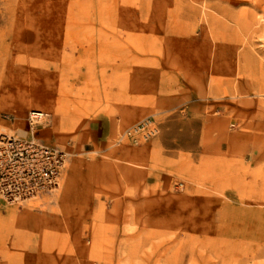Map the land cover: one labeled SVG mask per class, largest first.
<instances>
[{
	"label": "rangeland",
	"instance_id": "rangeland-1",
	"mask_svg": "<svg viewBox=\"0 0 264 264\" xmlns=\"http://www.w3.org/2000/svg\"><path fill=\"white\" fill-rule=\"evenodd\" d=\"M32 109L69 159L0 264H264V0H0V134Z\"/></svg>",
	"mask_w": 264,
	"mask_h": 264
},
{
	"label": "built area",
	"instance_id": "built-area-1",
	"mask_svg": "<svg viewBox=\"0 0 264 264\" xmlns=\"http://www.w3.org/2000/svg\"><path fill=\"white\" fill-rule=\"evenodd\" d=\"M47 118L46 112L32 109L27 134H0V204H21L59 188L69 153L34 136ZM154 131L151 120H145L130 133L147 137Z\"/></svg>",
	"mask_w": 264,
	"mask_h": 264
},
{
	"label": "crops",
	"instance_id": "crops-1",
	"mask_svg": "<svg viewBox=\"0 0 264 264\" xmlns=\"http://www.w3.org/2000/svg\"><path fill=\"white\" fill-rule=\"evenodd\" d=\"M69 183L70 182L68 176V180H64L62 189H60V193L58 194V200L59 198H62L64 194H67L69 190ZM13 214L14 212L12 209H7L5 213L2 212L0 213V241H4L10 236L20 235V233L22 232H28L30 229H32L30 227H33V229H37V230L40 229L43 232L47 231V229L44 227L45 219L35 217V218L25 219L23 221H18V220H14L12 216ZM38 226H40V228H38Z\"/></svg>",
	"mask_w": 264,
	"mask_h": 264
},
{
	"label": "bare ground",
	"instance_id": "bare-ground-1",
	"mask_svg": "<svg viewBox=\"0 0 264 264\" xmlns=\"http://www.w3.org/2000/svg\"><path fill=\"white\" fill-rule=\"evenodd\" d=\"M18 133L21 135H25V134H27V131H25L24 129H19Z\"/></svg>",
	"mask_w": 264,
	"mask_h": 264
}]
</instances>
